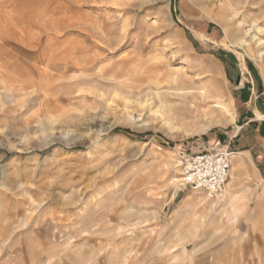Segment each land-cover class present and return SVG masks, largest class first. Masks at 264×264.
<instances>
[{
    "label": "rangeland",
    "instance_id": "rangeland-1",
    "mask_svg": "<svg viewBox=\"0 0 264 264\" xmlns=\"http://www.w3.org/2000/svg\"><path fill=\"white\" fill-rule=\"evenodd\" d=\"M257 115L264 0H0V264H264Z\"/></svg>",
    "mask_w": 264,
    "mask_h": 264
},
{
    "label": "built area",
    "instance_id": "built-area-1",
    "mask_svg": "<svg viewBox=\"0 0 264 264\" xmlns=\"http://www.w3.org/2000/svg\"><path fill=\"white\" fill-rule=\"evenodd\" d=\"M230 154L221 149L184 156L181 164L184 184L209 195L221 194L230 172Z\"/></svg>",
    "mask_w": 264,
    "mask_h": 264
},
{
    "label": "crops",
    "instance_id": "crops-1",
    "mask_svg": "<svg viewBox=\"0 0 264 264\" xmlns=\"http://www.w3.org/2000/svg\"><path fill=\"white\" fill-rule=\"evenodd\" d=\"M259 109L260 108H258L257 112H259ZM246 128H250V130L247 131ZM243 130H244V133H241V136L238 138V141L241 140V138H245L247 135H248L247 137L249 138L251 131H253V132H255V135L253 134L255 136L254 138L255 139H259L262 142V144L264 145V120L263 121H261V120L258 121L256 118L250 119L248 121V123L246 124V127H244ZM244 135H245V137H244ZM244 146H246V145H244ZM254 146L255 145H252V146H250V148L246 149V150H248V153L251 156H252L251 151H252V148ZM262 154L263 153H259L258 156H257V159L255 158V160H257V161H259L261 163L262 162L261 161L262 160L261 159L262 158ZM230 155L233 157L235 165L240 166V164H242V161H243L242 157L239 156L241 154L234 155V154L231 153ZM260 163H259V165H260ZM260 174H261V172H260Z\"/></svg>",
    "mask_w": 264,
    "mask_h": 264
},
{
    "label": "bare ground",
    "instance_id": "bare-ground-1",
    "mask_svg": "<svg viewBox=\"0 0 264 264\" xmlns=\"http://www.w3.org/2000/svg\"><path fill=\"white\" fill-rule=\"evenodd\" d=\"M219 85H220V83H219ZM257 116H259V117H264V116H261V115H257ZM210 196V195H209Z\"/></svg>",
    "mask_w": 264,
    "mask_h": 264
}]
</instances>
